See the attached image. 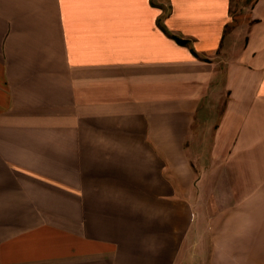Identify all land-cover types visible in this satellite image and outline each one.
<instances>
[{"label": "crops", "instance_id": "crops-1", "mask_svg": "<svg viewBox=\"0 0 264 264\" xmlns=\"http://www.w3.org/2000/svg\"><path fill=\"white\" fill-rule=\"evenodd\" d=\"M0 264H264V0H0Z\"/></svg>", "mask_w": 264, "mask_h": 264}, {"label": "trees", "instance_id": "trees-1", "mask_svg": "<svg viewBox=\"0 0 264 264\" xmlns=\"http://www.w3.org/2000/svg\"><path fill=\"white\" fill-rule=\"evenodd\" d=\"M179 42H181V43H185L186 41L185 40H183V39H181V38H176Z\"/></svg>", "mask_w": 264, "mask_h": 264}]
</instances>
